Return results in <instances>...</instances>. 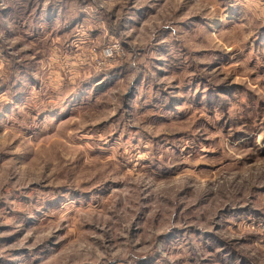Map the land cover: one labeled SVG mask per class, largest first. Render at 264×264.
<instances>
[{
    "label": "rangeland",
    "instance_id": "1",
    "mask_svg": "<svg viewBox=\"0 0 264 264\" xmlns=\"http://www.w3.org/2000/svg\"><path fill=\"white\" fill-rule=\"evenodd\" d=\"M149 2L156 7L149 8L145 4L133 10L140 16V22L135 25L137 29L150 24L145 30V38L153 30L169 33L171 28L163 27L165 20H171L173 26L193 27H203L205 21H216L218 27L215 32L205 29L207 34L215 37V46L195 47L200 44L197 37L192 41L194 50L191 55L215 57L211 67L227 69L222 72L225 78L213 86L217 91L230 98L244 96L250 102L259 99V93L264 91V59L257 64L258 55H264L261 52L264 50V0H231L228 7L220 0ZM221 8L225 20L230 21L228 25L218 19ZM160 10L170 15L158 16L157 23L152 17ZM55 14L53 12V16ZM227 30L231 35L222 37L221 33ZM137 34L140 35L139 32ZM227 39L242 40L243 43L238 48L229 49L225 46ZM49 43L52 47L35 56L36 61H44V64L35 69L43 78L30 77L37 93L32 102L43 108L41 116L45 112L58 113V119L51 122L40 138L32 139L29 130L17 123L23 119L19 109L28 102L27 95L16 92L7 101L0 100V249L13 255L42 250L46 264H120L119 253L123 251L125 242L133 241L138 255L143 257L136 264H155L157 253L151 249L139 251L142 244L147 247V237L168 220L176 227L169 231H156L154 239L157 241L172 232L192 231L199 235V229H185L180 222L185 218L195 219L209 211L212 196L220 191L215 187L208 191L209 185L223 182L222 187L240 188L237 195L245 196L246 192L245 199L249 203L242 208L229 209L226 206L217 212V219L223 213L228 214L225 227L228 226V217L234 219L236 225H240L243 218L245 224L241 234L230 240L216 235V229L205 233L216 241L215 247H209L207 251L215 253L217 264H235L237 258L239 264H245L248 258L242 255L241 245H255L264 237V231H261L264 229V148L254 146L255 138L231 120L225 123L226 118L219 120L217 127L222 126L225 135L235 128L230 139L241 138L245 155L237 156L233 162L230 157L224 158L222 152L208 148L211 141L199 138L195 129L202 122L210 126L204 121V116L197 119L198 113L194 110L201 106V97L211 108L214 100L212 88L201 87L199 91L193 88V111H180L184 97H169L164 103L163 97L167 92L162 86L153 83L152 77H146L143 71L133 75L135 69L127 62L114 63L99 70L90 68L86 61H90L93 54H98V49L80 46L75 37L69 36L64 29L54 32ZM159 47L164 48L163 45ZM239 48L244 49L243 54H239ZM25 51L33 54L32 49ZM234 53L238 55L234 56ZM128 54L131 55L130 52ZM245 59L247 74H244L245 67L240 66ZM155 63L161 69L165 65L164 61ZM233 67L237 69L235 76L232 75ZM154 71L160 77L179 73L181 69L169 65L168 71ZM129 76L132 77L130 83ZM188 87L191 86L185 85V90ZM149 89L153 93L151 102L143 104ZM141 90L144 95H141ZM158 90L159 95H155ZM137 96H140V107L133 104ZM117 97L120 107L111 113V101ZM260 104L264 105V101ZM213 114L212 111L206 113ZM133 118L140 120L141 127L125 128V122ZM145 129H153L154 134ZM132 133L136 135L129 141ZM148 140L152 141L154 149L157 143L170 146L176 159L171 165L166 162L162 167L152 164V182L146 186L148 177L145 172L148 169H141L150 161L144 158L138 162H127L113 153L125 141L135 148L141 141ZM173 141L191 143L177 147ZM199 143H204V151H200ZM118 150L125 151L122 148ZM144 151L146 149L141 148V153ZM69 191L87 199L73 200L62 195ZM220 227L216 226L217 229ZM105 229L113 234V239H109ZM233 230H236L235 226ZM101 243L117 246L112 248L111 259L100 247ZM16 244H34V247H12ZM217 248L220 251H216ZM0 260L4 264H14L2 254Z\"/></svg>",
    "mask_w": 264,
    "mask_h": 264
},
{
    "label": "clouds",
    "instance_id": "2",
    "mask_svg": "<svg viewBox=\"0 0 264 264\" xmlns=\"http://www.w3.org/2000/svg\"><path fill=\"white\" fill-rule=\"evenodd\" d=\"M220 3L228 7L231 0H220ZM145 4L149 8L156 7L149 0H0V100L7 101L16 92L27 95L28 102L24 103L23 107L19 109L23 119L17 121L18 125L23 129H28L29 136L32 139H38L45 133L51 122L59 117L58 113L52 112H45L44 115H40L44 110L40 105L32 102L37 93L35 88L32 87L30 77L36 75L43 78L42 74L35 71V69L44 64V61H36L35 56L52 47L49 43L52 34L64 29L69 36L75 37L80 46L86 45L89 49H98V54H93L91 60L86 61L90 68L99 70L114 63L127 62L130 67L135 69L133 75L136 72L143 71L146 77H152L153 83L162 86L163 91L167 92V96L163 97L164 103L167 102L169 97H184L180 111H193L192 103L195 101L193 88L197 91L201 87L205 89L212 88L214 100L211 108L207 106L206 99L201 97V106L194 110L198 113L197 119L199 116H204V121L210 126L211 130L202 122L195 129V133H198L199 138H203L204 141H211L208 148L222 152L224 158L230 157L235 162L236 157L245 155L246 151L241 138L230 139L232 133L236 130L235 128L225 135L223 127H217V122L222 118H226L225 123L231 120L233 124L239 125L254 137V146L264 148V143H261V141H264V105L260 104V101H264V91L259 93V99L254 102H250L244 96L234 95V98H230L213 87L225 78L222 76V72H226L227 69L211 67L212 60L215 57L200 58L191 55V51L194 50L192 41L197 37L200 38V44L195 47L212 48L215 46V37L207 34L205 29L215 32L218 27L217 22L205 21L203 27L200 25L193 27L191 25L173 26L171 20H165L163 27L165 29L171 28L169 33H156L153 30L145 38V30L150 27V24L137 29L135 25L140 22V16L133 11L144 7ZM49 5H52L51 10ZM207 6L204 5L203 7ZM216 7L219 8V4H216ZM114 8H117V11L114 12ZM53 12L56 13L55 16H53ZM219 12V21H223L224 25H228L230 21L225 20L223 9H219ZM160 15L170 14L160 10L156 16L152 17V20L158 23L157 17ZM205 15H213V13H205ZM249 25H251V21H249ZM240 27L244 26L241 25ZM92 30L96 31L93 32ZM138 32L140 35L137 34ZM97 35L99 38H94ZM230 35V30L221 33L222 37H229ZM242 43V40L227 39L225 46L229 49L238 48ZM160 45H163L164 48L161 49ZM26 49H32L33 54L29 55L25 51ZM184 49H188V51L185 52ZM129 52L131 55L128 54ZM261 52L264 53V50H261ZM243 53L244 49L239 48V54ZM235 55L238 54L234 53ZM229 59H232V57H229ZM262 59H264V55H258L257 64ZM91 61H95V63L93 64ZM156 61H164V67L159 68L155 63ZM246 64L247 59L240 66L245 67ZM169 65L181 69V71L160 77L156 75L154 70L168 71ZM200 65H204V67ZM190 68L193 70L189 71ZM236 73L237 69L233 67L232 75L235 76ZM244 74H247L246 67ZM192 77H201L202 79L194 81ZM131 79L132 77L129 76V83ZM173 81H177V83L174 84ZM185 85L191 87L185 90ZM169 89L171 90L169 91ZM141 95H144L143 90H141ZM152 95L153 93L149 89L147 92L148 98L143 101V104L150 103ZM155 95H159V90ZM215 97H219V99H215ZM111 103L113 104L111 113H115L120 107L119 97ZM133 104L136 107L142 106L140 96L136 97ZM209 111L214 114L206 115ZM36 117H39V119L37 120ZM133 125L141 127L140 120L133 118L125 122V128ZM145 130L154 134L153 129ZM135 135L136 133L130 134L129 141ZM21 143H24V141L22 140ZM172 143H176L177 147H181L188 146L191 141H173ZM198 147L200 151L205 150L204 143H199ZM119 148L125 151H119ZM141 148L146 149V151L141 153ZM118 149L114 150V156H121L127 162L133 160L138 162L139 159L144 158L150 161V164L141 169V171H145V168L148 169L145 172V176L148 177L145 179L146 186L152 182V164L162 167L166 162L171 165L173 160L176 159L170 146L165 147L157 143L154 149L151 140L141 141L135 148L131 143L125 141L118 145ZM247 151H251V149H247ZM197 155L199 156V152H197ZM133 171H135V168ZM222 184L223 182L215 186L209 185L208 191H212L214 187L220 189L216 195L212 196L209 211L202 216L197 215L195 219L185 218L180 222L185 229H199V235H194L192 231L172 232L170 236H165L157 241L154 239L156 231H169L171 228L176 227V224L168 220L155 228L152 235L147 237L149 240L147 247L142 244L139 251L147 252L148 249H151L157 253L155 264H176L177 261L180 264H202V262L217 264L215 253L207 251L209 247H215L216 241L204 234L213 232L216 229V235L225 239L230 240L232 237L240 235L245 220L241 218L240 225H236V221L228 217V226L225 227L224 221L228 214L222 213L217 219V212L226 206L229 209L242 208L245 203H249L245 199L246 192L245 196H240L237 195L241 191L240 188L235 186L233 188L222 187ZM62 195L73 200L87 199L86 197H78L72 191L62 193ZM255 206L253 204V207ZM217 225L221 227L217 229ZM233 226L236 228L235 231ZM97 227H100V224H97ZM16 228L19 229L20 225L17 224ZM104 231L110 240L114 238L108 229ZM261 231H264V229H261ZM21 246L31 249L34 244H16L12 247ZM100 247L111 259L113 255L112 248L117 246L112 245V247H109L101 243ZM241 249L242 255L248 258L245 264H264V237L261 238L260 243L255 245H241ZM216 251H220V249L217 248ZM0 254L13 261L14 264H46L42 250L13 255L7 250L0 249ZM119 256L120 264H124L125 261L126 264H136L138 259H143L142 256L138 255L133 241L125 242L123 251L119 253ZM0 264H4L3 260H0ZM235 264H239V258H237Z\"/></svg>",
    "mask_w": 264,
    "mask_h": 264
}]
</instances>
